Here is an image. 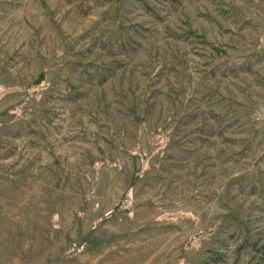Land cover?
<instances>
[{
	"label": "rangeland",
	"instance_id": "obj_1",
	"mask_svg": "<svg viewBox=\"0 0 264 264\" xmlns=\"http://www.w3.org/2000/svg\"><path fill=\"white\" fill-rule=\"evenodd\" d=\"M0 264H264V0H0Z\"/></svg>",
	"mask_w": 264,
	"mask_h": 264
}]
</instances>
